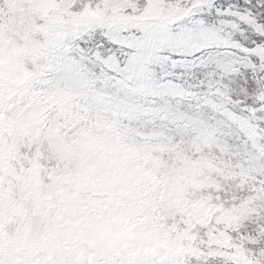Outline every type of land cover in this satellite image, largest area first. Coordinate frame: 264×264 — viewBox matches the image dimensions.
<instances>
[{
	"label": "rangeland",
	"instance_id": "obj_1",
	"mask_svg": "<svg viewBox=\"0 0 264 264\" xmlns=\"http://www.w3.org/2000/svg\"><path fill=\"white\" fill-rule=\"evenodd\" d=\"M202 257L264 264V0H0V264Z\"/></svg>",
	"mask_w": 264,
	"mask_h": 264
},
{
	"label": "trees",
	"instance_id": "obj_2",
	"mask_svg": "<svg viewBox=\"0 0 264 264\" xmlns=\"http://www.w3.org/2000/svg\"><path fill=\"white\" fill-rule=\"evenodd\" d=\"M118 20V24H119V27L120 28H118V29H120L121 30V26H122V21L120 20V19H116L115 21H117ZM109 21V19L107 20V22ZM96 25L97 26H99V28L103 25V23L102 22H98V23H96ZM104 30V29H103ZM103 30H101V31H99L98 33H99V35H98V37H96V38H94V42L93 43H90L89 44V48H93L96 44H97V42H99V41H101V43L103 44L102 46H101V48H108L109 46L108 45H111L112 47H114V44H111L110 42H112V40L110 41V39H109V37H108V35H106V34H103L102 32H103ZM122 33H123V31H121ZM98 40V41H97ZM110 44H109V43ZM113 43V42H112ZM99 46H100V43H99ZM101 50V49H100ZM110 51V50H109ZM238 221H242V220H238ZM245 226V225H244ZM183 248H186V245L183 247ZM174 250H173V252L175 253V254H179L178 253V248L176 247V248H173ZM198 264H224V263H222V262H219L218 260H217V258L215 257V258H206V257H202L200 260H199V263Z\"/></svg>",
	"mask_w": 264,
	"mask_h": 264
}]
</instances>
